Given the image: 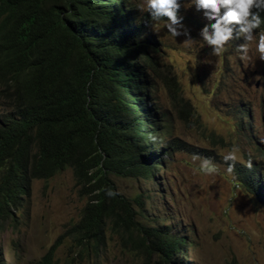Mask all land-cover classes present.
<instances>
[{
  "label": "trees",
  "instance_id": "1",
  "mask_svg": "<svg viewBox=\"0 0 264 264\" xmlns=\"http://www.w3.org/2000/svg\"><path fill=\"white\" fill-rule=\"evenodd\" d=\"M148 20L131 0H0V231L18 221L33 179L70 168L86 198L35 264H55L66 239L80 257H97L112 236L143 263L185 264L187 237L144 222L143 195L124 196L111 177L153 178L160 165L150 76L161 70ZM164 80L181 101L175 76ZM182 108L192 114L188 101ZM262 164L237 162L235 173L264 204Z\"/></svg>",
  "mask_w": 264,
  "mask_h": 264
},
{
  "label": "rangeland",
  "instance_id": "2",
  "mask_svg": "<svg viewBox=\"0 0 264 264\" xmlns=\"http://www.w3.org/2000/svg\"><path fill=\"white\" fill-rule=\"evenodd\" d=\"M146 11L144 0H131ZM181 0L178 15L193 41L173 37L165 28L166 17L148 20L157 52L150 76L151 93L160 124L159 148L153 161L160 162L150 178L112 175L117 190L126 197L142 194L144 222L167 225L190 241L185 264H264V204L254 192L236 183V173L225 172L222 156L235 144L239 163L249 159L264 167V61L249 47L241 60L236 49L244 37L234 39L222 57L201 39L210 23L203 11ZM191 18V19H189ZM197 20L199 24L197 23ZM259 33L256 32L258 40ZM175 76L181 101L171 93L164 76ZM188 101L192 114L182 106ZM210 158L220 172L194 173L200 161ZM263 179V178H262ZM260 182V181H258ZM260 190L264 191L263 183ZM86 198L74 186L72 170L65 168L49 179H33L31 193L18 212V221L0 231L4 264H35L69 223L78 219ZM55 264H148L142 255L121 247L108 237L97 257L79 256L64 240L55 250ZM155 260V258H153Z\"/></svg>",
  "mask_w": 264,
  "mask_h": 264
},
{
  "label": "clouds",
  "instance_id": "3",
  "mask_svg": "<svg viewBox=\"0 0 264 264\" xmlns=\"http://www.w3.org/2000/svg\"><path fill=\"white\" fill-rule=\"evenodd\" d=\"M144 2L146 13L152 20L166 17L165 28L167 31L173 37H186L183 42L185 45L192 43L193 39L188 29L183 25L182 17L178 15L182 6L181 0H144ZM193 5L197 11H203L205 18L210 22L199 33L201 40L212 49L210 55L222 57L234 39L244 37L246 42L240 44L236 49L242 54L240 59L243 61L249 58V45L255 41V51L258 53L259 59L264 61V32H258V40L256 37L257 30L264 25V15H262L264 13V0H190L189 6ZM197 23L199 24L198 20ZM147 27L153 41L154 33L151 32L148 25ZM154 46L157 48L156 43ZM239 151V147L234 144L222 156L226 165L225 172L229 175H233L235 172V165L239 160L237 155ZM192 160L193 162L200 161L198 167L194 166V173L211 176L220 172L219 167L210 158L194 155ZM245 166L251 170L253 161L247 160ZM106 194L109 197L118 195L111 189L106 190Z\"/></svg>",
  "mask_w": 264,
  "mask_h": 264
}]
</instances>
